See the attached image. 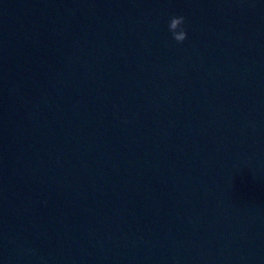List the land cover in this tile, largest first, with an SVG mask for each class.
<instances>
[{"label": "water", "instance_id": "obj_1", "mask_svg": "<svg viewBox=\"0 0 264 264\" xmlns=\"http://www.w3.org/2000/svg\"><path fill=\"white\" fill-rule=\"evenodd\" d=\"M0 264H264V0H0Z\"/></svg>", "mask_w": 264, "mask_h": 264}, {"label": "clouds", "instance_id": "obj_2", "mask_svg": "<svg viewBox=\"0 0 264 264\" xmlns=\"http://www.w3.org/2000/svg\"><path fill=\"white\" fill-rule=\"evenodd\" d=\"M185 23V17L174 16L171 18L168 25L169 31L172 32L173 39L177 43H182L187 38V32L184 30L182 25Z\"/></svg>", "mask_w": 264, "mask_h": 264}]
</instances>
